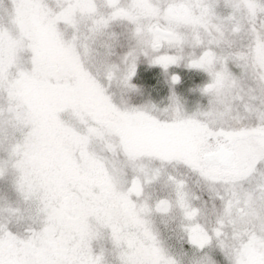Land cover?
Listing matches in <instances>:
<instances>
[{
	"label": "snow or ice",
	"instance_id": "snow-or-ice-1",
	"mask_svg": "<svg viewBox=\"0 0 264 264\" xmlns=\"http://www.w3.org/2000/svg\"><path fill=\"white\" fill-rule=\"evenodd\" d=\"M0 264H264V0H0Z\"/></svg>",
	"mask_w": 264,
	"mask_h": 264
}]
</instances>
